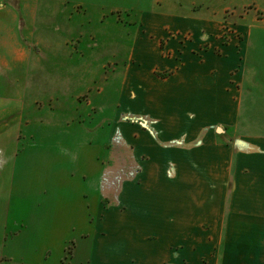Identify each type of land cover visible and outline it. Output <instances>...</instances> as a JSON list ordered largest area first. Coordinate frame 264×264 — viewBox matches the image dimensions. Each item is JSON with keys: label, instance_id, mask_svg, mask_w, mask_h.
<instances>
[{"label": "crops", "instance_id": "1", "mask_svg": "<svg viewBox=\"0 0 264 264\" xmlns=\"http://www.w3.org/2000/svg\"><path fill=\"white\" fill-rule=\"evenodd\" d=\"M167 11H143L144 23L125 30L129 45L104 41L103 51L89 56L90 63L97 55L113 63L124 55V72L111 73L104 86L107 111L126 121L93 127L91 118L69 128L45 117L42 129L72 131L64 141L74 152L63 148L68 156L59 160H73L74 169H35L33 183L16 185L12 175L19 181L34 170L15 175L18 155L0 152V177H9L16 193L32 194L37 205L28 208H42L13 218L12 227L0 224V264L16 257L60 264L74 240L70 264H199V257L203 264H264V26L251 24L238 46H226L221 65L199 45L182 64V32H202L208 20ZM85 32L93 37V28ZM73 79L81 81V74ZM226 126L229 143L216 138ZM35 133L27 129L28 145ZM96 147L106 165L94 174ZM226 161L234 174L228 195L227 185L217 183ZM51 176L61 185L40 184ZM200 225L204 233L195 232ZM2 230L11 234L5 240Z\"/></svg>", "mask_w": 264, "mask_h": 264}, {"label": "rangeland", "instance_id": "2", "mask_svg": "<svg viewBox=\"0 0 264 264\" xmlns=\"http://www.w3.org/2000/svg\"><path fill=\"white\" fill-rule=\"evenodd\" d=\"M160 8L171 13H183L189 19L200 20L199 23L204 19L208 20V28H204L202 32H182L183 39L180 41L185 43L183 47L186 54L180 57L182 64L191 59L190 48L199 45L200 51L209 52L211 63L221 65L226 61V46H238L246 37L247 28L251 24L264 26V0H0V152L6 151L7 155L14 152L18 155L17 160L11 162V166L14 164L15 175L16 170H34L29 178L24 177L19 181L12 175L14 184L33 183L37 176L35 169L72 170L75 167L73 160H59L65 155L68 156L63 153V148L74 152L70 148L72 142L65 144L64 141L72 136V131L68 133L67 130L56 127L42 129L45 117L49 121L58 120L70 126L69 128L78 125L77 122H87L91 118L93 127L118 125V121L121 123L127 120L121 113L107 111L105 106L111 105V96L106 92L109 87L104 86L105 78L111 73L124 72V55H117L113 63L103 62V57L94 56L97 51H103L104 41H113L123 47L129 45L130 38L125 30L131 32L133 27L144 23L141 18L143 11ZM89 28H93V37L85 32ZM80 30H83L81 34ZM35 31L39 32L40 38H36ZM129 35L132 36V33ZM90 46H93V50L89 49ZM92 53L93 63H90L89 56ZM198 56L201 57V54ZM237 70L236 66L233 67L231 75ZM77 72L82 77L79 82L73 79ZM157 75L163 77L167 72H157ZM233 87L231 85L229 91ZM91 106L93 110H90ZM32 126L33 133H36L28 145L26 131ZM34 127H38V131ZM117 128H114L115 138H120L121 129ZM229 128L226 126L222 129L223 133L216 138L226 139L229 143ZM26 146L29 148L26 149ZM96 149L93 156L94 153L100 154V147ZM98 156V160L93 158L94 174L105 171V159L101 154ZM231 163L226 161L225 171L220 173L217 182L227 185V195L233 185ZM245 171L242 169L243 175L247 174ZM198 178V185H201L202 177ZM69 179L74 180L72 177ZM0 180L1 226L5 221L9 223L8 226H14L11 225L13 218L19 220L28 210L42 211V208L40 211V208H28L37 205L32 202V194L28 199V196L11 190L9 177L4 175ZM59 180L60 178L51 176L46 177L45 182L41 178L40 184L61 185ZM95 183L93 176V191L96 188ZM102 217L104 218L103 213ZM205 227L206 225H200L195 228V232L204 233ZM1 233L3 240L6 235H11L3 230ZM72 243L64 247L60 264L71 263ZM203 260L207 262L199 257L198 263L203 264ZM27 261L16 257V262L3 260L2 264H27Z\"/></svg>", "mask_w": 264, "mask_h": 264}]
</instances>
